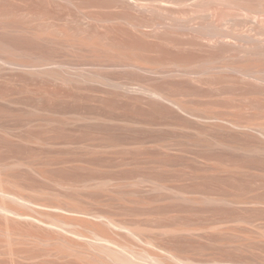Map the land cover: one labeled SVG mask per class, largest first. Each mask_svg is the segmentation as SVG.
<instances>
[{"label":"rangeland","instance_id":"obj_1","mask_svg":"<svg viewBox=\"0 0 264 264\" xmlns=\"http://www.w3.org/2000/svg\"><path fill=\"white\" fill-rule=\"evenodd\" d=\"M261 2L0 0L1 46L65 77L0 59V173L37 203L6 201L79 227L39 203L102 212L193 264H264ZM6 239L0 264H78Z\"/></svg>","mask_w":264,"mask_h":264},{"label":"bare ground","instance_id":"obj_2","mask_svg":"<svg viewBox=\"0 0 264 264\" xmlns=\"http://www.w3.org/2000/svg\"><path fill=\"white\" fill-rule=\"evenodd\" d=\"M255 11L264 12V0L257 6ZM37 37L41 38L40 36ZM7 48L0 44V59L3 64L27 68L29 73L35 75L65 79V77L60 76L58 72L51 69L52 67L49 64L53 62H47L40 58L24 59L16 50ZM102 51L105 53L110 52L106 48H103ZM249 68L241 67L240 70L245 74L254 72L253 69ZM152 92L162 98H167L156 90H152ZM3 168V163L0 162V171ZM10 183V180L0 173V231L8 238L5 240L7 246L11 247L15 243L20 244L22 241L28 240L34 246L44 245L48 249L47 256L75 261L78 264H193L190 257L182 256L175 251L176 241L164 240L166 242H162L159 238L156 239L155 236L147 237L149 239L145 240L146 238L143 239L142 237L144 234H141L139 232L141 230L137 227L130 226L102 212L90 211V209L78 205L59 201L46 200L47 202L39 203L40 206L56 207L62 211H73L83 217L92 218L95 222L93 227L71 226L72 224L69 225L70 223L63 219L50 217L46 212L33 208V213H23L24 210L20 211V204H17L19 209L16 207V203L13 205L15 200H20L21 203L22 201L34 204L37 202L17 188L15 189ZM6 198L11 201L14 200L13 203L6 201ZM13 222H23L29 227L48 233L44 236L38 232H31L28 236H24L17 231ZM179 230L177 228L170 229L166 233L175 235ZM171 237L168 238L172 240ZM138 240H145L153 249L138 250L135 247ZM11 252L14 251L11 250Z\"/></svg>","mask_w":264,"mask_h":264}]
</instances>
